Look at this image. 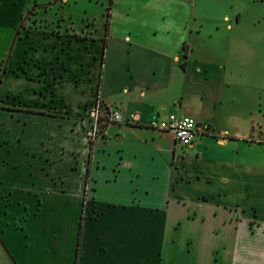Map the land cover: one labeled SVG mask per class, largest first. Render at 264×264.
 I'll return each instance as SVG.
<instances>
[{
    "label": "crops",
    "instance_id": "obj_1",
    "mask_svg": "<svg viewBox=\"0 0 264 264\" xmlns=\"http://www.w3.org/2000/svg\"><path fill=\"white\" fill-rule=\"evenodd\" d=\"M29 3L0 0L31 38L4 74L38 82L0 97V264H264V130L198 51V0H112L103 32L29 30ZM97 90L125 122L91 140ZM170 113L197 119L191 145L150 126Z\"/></svg>",
    "mask_w": 264,
    "mask_h": 264
},
{
    "label": "rangeland",
    "instance_id": "obj_2",
    "mask_svg": "<svg viewBox=\"0 0 264 264\" xmlns=\"http://www.w3.org/2000/svg\"><path fill=\"white\" fill-rule=\"evenodd\" d=\"M36 1L42 7L36 8L37 13L23 21V27L29 30L37 27L46 17L45 22H52L48 18H63L61 24L67 31L71 25L78 32L82 31L91 21L95 28L103 32L113 4L112 0H30L29 6L33 5L34 8ZM197 9V13L206 17L203 32L199 35L198 51L206 63L221 65V78L228 85L222 91L223 96L235 97L237 107L252 112L255 128L262 125L264 130V0H198ZM52 28L54 32L61 31L56 25ZM69 34L74 35L73 31ZM14 37V31L0 23V97L8 100L18 99V95L31 98L36 95L33 87L37 81L27 88L24 77L16 74L7 77L4 74L6 65H12L10 62L20 47L25 49V45L30 44L29 37L19 35L15 40ZM45 41L52 47L48 52H55L59 48L55 39L46 38ZM37 50V46L32 44L30 50L27 49L28 58L36 59L37 52H42ZM78 50L74 47L70 52L72 62ZM46 56L52 59L50 54Z\"/></svg>",
    "mask_w": 264,
    "mask_h": 264
},
{
    "label": "built area",
    "instance_id": "obj_3",
    "mask_svg": "<svg viewBox=\"0 0 264 264\" xmlns=\"http://www.w3.org/2000/svg\"><path fill=\"white\" fill-rule=\"evenodd\" d=\"M98 90L96 92L95 100L89 110L91 126L88 130V136L91 140L102 136L105 132V128L109 124L125 122L122 111L106 102L105 99L101 97ZM130 121L136 122L137 119L132 115ZM150 126L159 130L173 132L176 136L177 142L185 147L193 143V140L199 134L200 129L195 117L184 114L179 115L177 113H170L164 117L154 116L150 122ZM87 201L88 193L85 197V210L88 206Z\"/></svg>",
    "mask_w": 264,
    "mask_h": 264
},
{
    "label": "trees",
    "instance_id": "obj_4",
    "mask_svg": "<svg viewBox=\"0 0 264 264\" xmlns=\"http://www.w3.org/2000/svg\"><path fill=\"white\" fill-rule=\"evenodd\" d=\"M110 8H111V7H110ZM110 13H111V12H110V11H108V16L110 15Z\"/></svg>",
    "mask_w": 264,
    "mask_h": 264
}]
</instances>
